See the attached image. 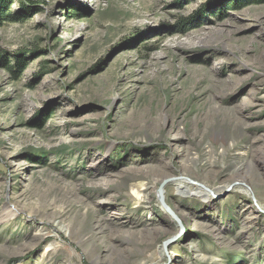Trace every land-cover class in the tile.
Listing matches in <instances>:
<instances>
[{
	"label": "rangeland",
	"instance_id": "374dc122",
	"mask_svg": "<svg viewBox=\"0 0 264 264\" xmlns=\"http://www.w3.org/2000/svg\"><path fill=\"white\" fill-rule=\"evenodd\" d=\"M6 8L0 264H264V0Z\"/></svg>",
	"mask_w": 264,
	"mask_h": 264
},
{
	"label": "trees",
	"instance_id": "16d2710c",
	"mask_svg": "<svg viewBox=\"0 0 264 264\" xmlns=\"http://www.w3.org/2000/svg\"><path fill=\"white\" fill-rule=\"evenodd\" d=\"M9 1L10 0H0V17H2L3 20L15 21L19 17H17V13L8 12V9L6 7L8 6ZM14 60V63H9L8 61H5L4 65L6 68H8L9 71L13 73L15 77H17V75L20 73V67L17 66L20 65L21 58L16 57Z\"/></svg>",
	"mask_w": 264,
	"mask_h": 264
},
{
	"label": "bare ground",
	"instance_id": "6f19581e",
	"mask_svg": "<svg viewBox=\"0 0 264 264\" xmlns=\"http://www.w3.org/2000/svg\"><path fill=\"white\" fill-rule=\"evenodd\" d=\"M239 168V167H238ZM240 170V169H239ZM238 170V171H239ZM242 170V169H241ZM240 172V171H239ZM244 173V172H243ZM182 182V181H181ZM183 184V183H182ZM183 191H187L186 189L184 190V189H182ZM199 193H197V194H201V195H203L204 194V192L202 191V190H199L198 191ZM159 199L160 200H162V199H164L163 197H164V195H163V192H162V190L159 192ZM12 214H13V211L12 210H10V209H7V208H4L1 212H0V220H3L4 218H7V217H10V216H12Z\"/></svg>",
	"mask_w": 264,
	"mask_h": 264
},
{
	"label": "water",
	"instance_id": "95a60500",
	"mask_svg": "<svg viewBox=\"0 0 264 264\" xmlns=\"http://www.w3.org/2000/svg\"><path fill=\"white\" fill-rule=\"evenodd\" d=\"M168 211H170L169 209H167Z\"/></svg>",
	"mask_w": 264,
	"mask_h": 264
}]
</instances>
